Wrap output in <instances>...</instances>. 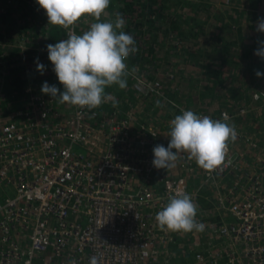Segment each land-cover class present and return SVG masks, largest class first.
I'll return each instance as SVG.
<instances>
[{"label": "built area", "instance_id": "obj_1", "mask_svg": "<svg viewBox=\"0 0 264 264\" xmlns=\"http://www.w3.org/2000/svg\"><path fill=\"white\" fill-rule=\"evenodd\" d=\"M43 84H27L20 106L0 112V264H264V87L200 114L226 117L238 132L227 166L208 173L186 153L172 169L153 166L154 147L168 146L144 111L164 91L156 77L135 73L124 90L135 99L111 96L93 110L58 103ZM178 190L198 205L203 232L158 226Z\"/></svg>", "mask_w": 264, "mask_h": 264}, {"label": "clouds", "instance_id": "obj_2", "mask_svg": "<svg viewBox=\"0 0 264 264\" xmlns=\"http://www.w3.org/2000/svg\"><path fill=\"white\" fill-rule=\"evenodd\" d=\"M45 10L51 25L68 30L67 39L56 44H48V58L54 66V72L63 85V91L56 85L44 82L41 92L57 100L60 104H69L88 110L97 109L111 99L106 89L118 86L125 90L129 77H134L136 67L129 69L127 60L138 52L133 36L124 29L126 21L119 12L114 20L102 21L108 15L111 0H36ZM93 18L88 30L76 34L71 26L81 18ZM258 31L264 32V17L258 21ZM255 54L264 59V41ZM37 70L43 74L45 65L36 61ZM258 78L264 73L256 72ZM115 106V105H114ZM156 107H161L156 101ZM171 121L170 141L165 148L157 145L153 149V166L157 169H172L181 154L195 160L198 167L213 173L227 166L226 157L230 143H235L238 132L234 124L224 119H212L197 115L191 110H181ZM198 205L186 192L177 193L168 198L162 210L156 214L161 230L176 233L203 232L205 225L197 219ZM69 264H77L70 259ZM90 264H97L90 259Z\"/></svg>", "mask_w": 264, "mask_h": 264}, {"label": "crops", "instance_id": "obj_3", "mask_svg": "<svg viewBox=\"0 0 264 264\" xmlns=\"http://www.w3.org/2000/svg\"><path fill=\"white\" fill-rule=\"evenodd\" d=\"M196 2L202 3L204 1L197 0ZM215 4H218L217 12L216 10L212 14L206 12V16L197 17L198 21L191 23L194 32H186V24H180L181 39L178 40L174 37L167 39L161 31L152 30L149 33V40L144 41V44L160 47V50H154L153 55L164 62L160 68L163 70L160 73H173L166 76L167 85L169 81L174 84L176 81L183 80V74L186 72L196 73L192 82H195L193 84H196L197 89L200 90V95H204L200 101L198 97V101L203 106L207 103L216 102L218 109H223L224 107L219 104L225 96L223 94L225 89L229 87L246 88L248 86L264 87V77L258 78L256 76L257 71L264 73V59L255 54L260 47L258 42L264 41V32L257 30L259 19L264 17V0H233L231 7L228 8L222 7L220 3ZM208 5H205V9ZM106 11L108 13L106 16L114 17L115 4ZM166 11L169 13L168 8ZM83 20L85 21L84 18ZM102 21L108 20L102 19ZM87 23L84 31L88 30L91 25L90 22ZM163 23L164 27L168 29V23L165 21ZM148 24L153 25L154 23ZM148 24L145 23L144 25ZM61 34V40H63V32ZM149 34L147 35L149 36ZM141 39L143 40V38ZM163 46H173L175 54H171L170 51L168 55L165 49V51H161ZM182 51L184 55L180 53ZM176 65H178V69L173 67ZM215 71H218V74L240 73L242 76L230 75L228 78H224L219 75L215 77V75L210 74ZM192 82L190 83L192 84ZM187 86L185 85L186 88ZM207 88L216 90V93L213 92L214 96L205 93Z\"/></svg>", "mask_w": 264, "mask_h": 264}, {"label": "trees", "instance_id": "obj_4", "mask_svg": "<svg viewBox=\"0 0 264 264\" xmlns=\"http://www.w3.org/2000/svg\"><path fill=\"white\" fill-rule=\"evenodd\" d=\"M169 1L175 2V0ZM114 4L115 13H121L126 21L124 30L134 37L138 48V52L132 55L128 59V62L133 67H136L139 74L152 78V75L157 72V68L161 63L153 55L154 50L159 49L156 48L158 46L144 44V41L146 42L150 38V31H161L162 35L166 36L167 39L173 37L178 38V40L181 39L180 24L176 20L173 21L168 11H166L168 0H111L109 8L113 7ZM34 5L24 0H0V8L4 10L0 18V42L9 41L8 38L13 36L17 37L19 41H26L23 43L24 48L19 47V49H15L23 55L22 60L24 63L13 65L14 62L10 61V63L5 64L3 67L6 76L3 84L5 94L0 97V106L3 105L0 110L1 113L14 111L17 108L13 107L14 104L19 103L20 106L21 98L25 94V89H23L25 83L42 84L51 81L55 85L59 83L57 76L53 74L54 66L48 58L47 45H54L61 40L63 28L58 25L49 24L48 19H45L43 16L45 10L40 7L36 0H34ZM164 21L168 23V29L164 27ZM145 23L154 24L144 25ZM28 38L30 40L31 38L34 39L37 41V44H33L35 41L32 44L29 43ZM37 58L40 63L45 65L43 74L37 70ZM28 68H33V72L27 74L26 70ZM148 70H152L150 74L146 73ZM210 74L215 75V77L220 75L218 71ZM172 84L171 81L168 82V85L164 82V91H167L168 86H172ZM13 86L14 93L11 94L12 92L9 93L8 87ZM124 95L131 97L134 94L132 92H124L122 96ZM207 109L205 111L203 109V113L213 116L211 110L208 111ZM254 119V116H251L248 121L253 123ZM206 206L208 204L204 202L203 207L205 208ZM178 249L187 251L188 248L186 245H182Z\"/></svg>", "mask_w": 264, "mask_h": 264}, {"label": "rangeland", "instance_id": "obj_5", "mask_svg": "<svg viewBox=\"0 0 264 264\" xmlns=\"http://www.w3.org/2000/svg\"><path fill=\"white\" fill-rule=\"evenodd\" d=\"M196 1L197 0H187V1L186 0H175V2H171L168 0V4H167L168 7L167 8L169 10V15H170L171 19L173 21L176 20V22H178L179 24H186V29H185L186 32H191V33L194 32V28L191 25V23L197 22L198 21L197 17L206 16L205 15L206 12H210L211 14L214 12V10H216V12H217L218 9L216 7L218 4H215V3H220L222 7L228 8V7H231V4L233 2V0H228V3H226V0H203L204 2H202V3H198ZM7 4H8V1H7ZM208 4H210V5H208ZM205 5H208L207 9H205ZM109 9H107V10H109ZM2 12H4V10H2L0 8V18H1ZM203 12H204V15H203ZM84 18H86L85 21L83 20V18H81V20L78 23L79 24L78 25V31L81 33H83L86 24H88L87 22H90V24L96 22L93 18H89V17H84ZM112 18H115V17L105 15V16H102L101 19H103L105 21L106 20L109 21V20H112ZM156 31H158V30H156ZM10 38H8L9 41L7 40L6 42H0V97H2V95L5 94V87L3 84H4L6 73L3 70L4 65L10 63V61L14 62L13 65H17V64L20 65V64L24 63L22 60L23 55L21 54V52H19L18 50H15V49H19V47L24 48L23 43H25L26 41L25 42L19 41L17 39V37H15V36L10 37ZM168 39H172V38H168ZM22 40H24V39H22ZM27 40L31 44L35 41L32 38H31V40L29 38ZM167 42H169V41H167ZM33 44H37V41H35V43H33ZM156 48H159L158 50H160V47H156ZM164 49L166 50V53L168 55H169L170 51H171V54H175L174 53L175 50L173 49V46L172 47L163 46L161 51H165ZM180 53L182 55H184L183 51ZM178 57H179V55H178ZM157 59H159V58H157ZM160 60H158V61L161 64L157 68V72L154 75H152V78L156 77V79H159L162 82H165L166 78H167L166 76H168V74L172 75L173 73L172 72H168L167 74L160 73L161 70H163L160 68H161L162 64H164L163 60L162 59H160ZM128 61H127L128 67H129V69H131L133 67V65H131ZM8 66H11V65H8ZM173 67L175 69L176 68L178 69V65L173 66ZM151 71L152 70H148L146 73L150 74ZM136 73H138V71H136ZM195 74L196 73L186 72V74H183V80L176 81L174 84H172V86H168V90L163 91L161 96L152 94L150 97L145 96L148 98L147 100L144 98L146 100V104L144 105V111H146V113L149 117V120H153L154 123H157L159 125L158 126L159 130H160L159 141L161 144H164V143H166L167 145L169 144V141H170V135L169 134L171 131V121L175 118L176 115L182 114L181 110H191V111H194L197 115H200L201 113H203L204 107H206L205 109L208 108L207 109L208 111L211 110V112L213 114L218 113V111H219L218 103H216V102L215 103H207L204 106L199 102L203 98L204 95L203 96L200 95V90L197 89L196 84H193L195 82H192L193 78L195 77ZM230 75L231 76L235 75V76H239V77L242 76L240 73H238V74H233V73H224L223 74V73H221L220 74V76L221 77L223 76L224 78H228ZM132 80H133V77H129L127 82H131ZM186 82H188V83H186ZM190 82H192V84ZM127 84H129V83H127ZM237 84H239V83H237ZM26 85H27L26 83H25V85H23V89ZM185 85H188L187 88L185 87ZM256 88H260V86L256 87ZM13 89H14V86L8 87L9 93L12 92L11 94H13L14 93ZM253 89H255V87H250V86H248L246 88L229 87V88L225 89V91L223 92V94H225V96H224L223 100L221 101V104H219V105L221 107H224L223 109L226 108V109L231 110L236 106V104L240 103L242 99L245 100L247 98L246 97L247 93H249ZM106 92L110 93L112 98L115 99L116 101H119L121 99V97H123L122 95L124 94V90H121L118 86H112V87L106 89ZM213 92L216 93V90H214L212 88H207V90L205 91L206 94L209 93V94H211V96H214ZM124 97H129L130 99H135L136 94L131 95V97L128 95H126ZM198 97H199V101H198ZM156 101H160L161 107H156ZM2 107H3V105L0 106V110L2 109ZM13 107H19V103L14 104ZM119 107H121L122 111H124L123 105L122 106L119 105ZM205 109H204V111H205ZM249 119L250 118H248V119L245 118L242 123L247 128H249V127L252 128L255 121H253V123H250L248 121Z\"/></svg>", "mask_w": 264, "mask_h": 264}]
</instances>
